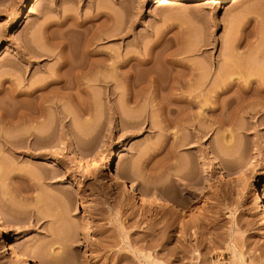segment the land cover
Returning a JSON list of instances; mask_svg holds the SVG:
<instances>
[{
    "label": "rangeland",
    "instance_id": "rangeland-1",
    "mask_svg": "<svg viewBox=\"0 0 264 264\" xmlns=\"http://www.w3.org/2000/svg\"><path fill=\"white\" fill-rule=\"evenodd\" d=\"M59 57L94 61L109 87L70 90L19 129L13 91L48 79ZM263 73L264 0H0V178L31 183L0 184V243L44 264L63 226L55 264H230L232 251L264 264V219L250 204L253 180L264 178V115L252 117L240 91ZM160 102L184 107L185 119L173 114L163 130ZM30 131L47 133L46 144L25 155L3 148ZM110 159L177 204L116 184ZM44 228L58 243L41 251L33 239Z\"/></svg>",
    "mask_w": 264,
    "mask_h": 264
},
{
    "label": "bare ground",
    "instance_id": "bare-ground-1",
    "mask_svg": "<svg viewBox=\"0 0 264 264\" xmlns=\"http://www.w3.org/2000/svg\"><path fill=\"white\" fill-rule=\"evenodd\" d=\"M38 1L39 0H34V3H37ZM156 1L165 3V2H178L179 0H156ZM206 1L211 2V1H215V0H206ZM220 1H223L226 3V1L230 2L231 0H220ZM31 2H33V0H31ZM27 48H29V47H27ZM28 50L25 49V51H27V52H28ZM30 50L34 51L33 52L34 55H35V53L36 54L38 53L37 50L35 52V49H30ZM31 51H29L28 53L31 54L32 53ZM39 53L37 55L41 57L42 54H39ZM96 67H97V63H95L92 60L89 61L87 58H85V59L83 58L82 60L76 59L73 61L72 60L69 61L65 58L59 57L58 62H57V67L55 68L54 73H52L48 79H43V80L39 81L36 85H33V86L30 85L28 87V89L19 88V89H16L15 91H13L14 94L12 93V97L14 96V98L17 99V101H18V103L16 105V118H17L16 122L17 123L15 125L21 126L24 124V122L31 123V122L38 120L40 117H44V112H43L44 107H45L44 104L50 103L54 107H57L56 102L53 100H56V98L63 97L64 95H67L68 91H70V90L86 89L87 87H92V86L96 85L97 83H99L102 87H109V85H110L109 78L104 76V75L100 76L98 74V71L96 70ZM258 76H260V75L253 76L254 78H251L247 81L245 80L244 84H241L242 90H240V91L244 95L245 105L246 106L251 105L252 106L251 110L255 111L251 116L253 117L256 114H259L258 118L260 119L261 117L263 118L262 115H264V112H262V110H264V73L260 76L261 78L259 80L257 79ZM233 81H234V79L230 78L229 85L232 84ZM253 82H255V83H253ZM156 90H158V89H156ZM227 90H228V86L224 83V80L220 79L219 83H217L215 85V92L217 94H223V93H226ZM26 99L30 100L31 102H34L37 106V109L36 110L28 109L24 105H22V102ZM238 99L239 98H231L227 102H225V104H222L218 109L219 115H223L225 117V115H224L225 108L230 107L233 104H235V101H237ZM77 103H78V106H81L79 104V101ZM240 105H242V104H240ZM257 107H259V109H262V110L260 111L259 109H257ZM216 110L217 109L210 110L211 115L215 114ZM158 112H159V121H160V124H162L161 126H162L163 130H167L168 126L171 123V120H172L171 116H173V114H175L177 116V119L179 121L182 120L186 115L184 107H180L178 105L173 106V105L166 103V102H160L159 103ZM249 114H251V113H249ZM47 138H48V135H47V133L45 134L44 131H34V132L30 131L28 133L19 132L18 136H16V138L14 140H9V139L4 138V141H2V145H3L4 149L12 151L13 153H17L18 155H21V154L25 155V153H27V151H29L31 149L33 151V150H37V148H40L41 146H44V144H46V142H47ZM173 142L174 143L171 144L172 146H176V145L181 146V145H184L186 143V142H184V140L183 141L182 140L181 141L174 140ZM183 142H184V144H183ZM30 145H32V146H30ZM30 147H32V148H30ZM108 167H109V172H110V179L112 181H114L116 184H121L122 186L126 187V189H128L130 192L134 193L135 195L140 196V198L142 200H144L145 197H147V196H151V197L164 199V200L170 201L174 204H177L176 199H173L169 196L162 195L161 193H155V192L150 193L147 190L143 189L136 182L125 178L123 176L122 172L120 171V169L114 166L113 159H110ZM0 170H1V168H0ZM14 178L15 177H12V174H10V175L8 174V175L4 176L3 178H0V184L3 183V184H7L10 186V185H13L17 180H24V181H26L28 188L31 187L30 186L31 183L29 184L30 177H27L25 174L24 175L18 174L17 177L15 179ZM60 192L63 195H65L67 193V191L65 189L60 190ZM23 193H24L23 198L28 199L30 197L28 194V189L25 190V192L23 191ZM34 198H35V196H34ZM37 198L34 201L35 205L38 204V202H36L38 200ZM77 198H79L78 195H77ZM60 199L64 201V199H62V197H60ZM263 199H264V178L254 179L253 183H252V192L250 195V204L252 205V207H254L257 210L258 215L264 219V202H263ZM63 201H61V203L65 204ZM36 211L35 212L33 211V214L35 215V216H33L34 217L33 221H35L36 225L39 224L40 226L45 227V223L43 225L44 221L43 222H40V221L43 220V217L46 215L43 213L44 216H42L43 214L40 211H39L40 213L38 211L37 212ZM36 214H38L39 216L41 215V216L39 217ZM58 224L59 223H57V226H58ZM2 226H4V228L7 229L8 225H6V223L2 222ZM52 227L55 228V226H52ZM58 227L59 228H57V229L60 231H58L59 233L57 236V241L60 239V241H59V243H60L62 241L61 239H63L64 236L67 235V233H66L65 229L64 230H65L66 234L64 233V230L62 229L63 226H58ZM41 228H43V227H41ZM53 228H51V229H53ZM46 230L47 229H45V231H44L42 229L43 233L45 232V234L43 235L42 233H40V234L37 233V238L34 235L35 239H33L35 242L38 240L39 241L43 240L42 243L41 242H39L40 244L38 243L39 250H41V251H45L46 248H50V247H47V245L52 246L55 243V239H53L51 237L53 239L52 240L50 238L51 234L48 231L47 232L50 234V236L46 235V234H48L46 232ZM61 230L63 231V233H61L62 232ZM38 231H41V230H38ZM38 231H36V232H38ZM52 231H50V232L54 233ZM63 234H64V236H63ZM65 237H68V235ZM40 238H42V239H40ZM64 239H66V238H64ZM52 241H54L53 244H52ZM57 243H55V244H57ZM58 244H57V246L54 245V246H56V248L54 246H52V250L50 248L49 253L47 252V254L45 252H43V254H42V252L40 251L42 255L46 254V255H44L45 257L44 256L42 257L41 254L39 255V257L41 258V260L44 264H55V261H58L59 258L55 259V257H58L55 255L60 254L59 249H61V248L59 247V245L61 243L59 245ZM40 247H42L43 249ZM57 247H59V248H57ZM0 254H2V256L4 257L6 264H31L29 262V260H31L30 254L28 252H26L25 250L19 249L16 242L11 241V240H8L6 245L4 243L3 244L0 243ZM152 264H165V263L156 261V262H153ZM230 264H245V262L240 258V256L238 254H236L234 251H232V259L230 261Z\"/></svg>",
    "mask_w": 264,
    "mask_h": 264
}]
</instances>
